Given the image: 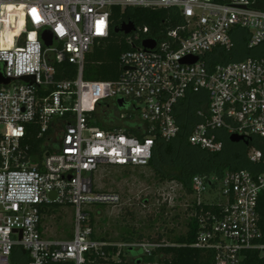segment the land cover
<instances>
[{"label": "built area", "instance_id": "built-area-1", "mask_svg": "<svg viewBox=\"0 0 264 264\" xmlns=\"http://www.w3.org/2000/svg\"><path fill=\"white\" fill-rule=\"evenodd\" d=\"M9 4L24 18L11 44L2 41ZM257 4L0 0V73L12 79L0 83V264H13L17 249L28 254L27 264H82L86 253L103 256L108 245L118 248L113 257L119 259L127 247L150 255L168 244L93 239L83 205L121 201L117 192L95 185L94 173L103 166H148L156 140L169 142L180 134L181 102L189 95L197 105L188 111V143L215 153L238 136L231 143L247 147L250 166L220 176H192L187 192L190 218L197 227L192 246L213 250L215 264H241L249 250L264 254V9ZM113 7L176 8L182 21L160 39L149 27L134 25L124 35L132 49L120 55L117 79L84 80L85 56L109 36ZM44 30L52 35L49 46L41 39ZM145 39L155 40L154 47H143ZM193 57L196 61H185ZM64 62L75 66L74 79L56 78L57 65ZM24 76L33 81L22 80ZM118 98L124 100V110L137 112L125 120L137 126L141 137L96 124H109L106 116L113 114L110 109ZM100 107L101 118L96 111ZM29 124L39 126L32 137ZM31 138L43 139L39 151ZM52 204L74 207L71 239L44 235L41 209Z\"/></svg>", "mask_w": 264, "mask_h": 264}, {"label": "trees", "instance_id": "trees-1", "mask_svg": "<svg viewBox=\"0 0 264 264\" xmlns=\"http://www.w3.org/2000/svg\"><path fill=\"white\" fill-rule=\"evenodd\" d=\"M258 7L264 9V0H258ZM112 25L110 34L107 38L101 40L99 44L94 45L92 50L85 56L83 67V79L88 81H113L117 79L122 71L120 55L126 50L132 49V46L126 42L123 34L116 33L115 28L124 22L131 21L134 25L150 29V34L163 38L168 29H173L181 24V17L176 8L169 9H145V8H125L123 11L119 7H113ZM76 68L70 63L64 62L57 65V79H74ZM194 99V98H192ZM184 99L181 104L187 105L179 122L181 125L180 134L169 142L156 140L152 157L148 165L156 167L165 162L173 167L174 172L168 175V179H177L182 182L187 192L190 191V181L194 175H204L215 173L222 175L225 170H235L240 168H250L246 157L247 147L242 143L227 142L223 151L210 152L188 143L187 136L190 131L191 119L188 111H193L197 104L195 99L186 102ZM185 101V102H184ZM188 112V113H187ZM93 115H97L96 112ZM96 124L107 129L123 128L125 133L141 137L137 126L129 121L106 124L102 120H97ZM37 124L26 126L28 136L32 137L37 132ZM33 149L40 150L43 139L29 140ZM157 172V170H156ZM56 206V204H55ZM264 220V203H263ZM190 210V208H189ZM41 212L44 210L41 209ZM196 224L190 219L188 231L185 235H180L174 241L155 248L150 255L144 254L142 249L127 247L126 253L131 256L128 258L119 253V259H113L118 248L114 245L103 247L104 255L86 253L85 261L82 264H215L214 251L211 249H202L192 246L196 238ZM93 234V233H92ZM94 239V237L91 235ZM140 237V236H139ZM99 240V239H96ZM101 241H105L100 239ZM154 241L153 239H151ZM124 242H132L130 237L123 238ZM159 241V240H157ZM108 242V241H107ZM136 256V257H135ZM28 254L22 249H17L13 253V264H27ZM47 264H75L72 261ZM241 264H264V254L258 251L249 250Z\"/></svg>", "mask_w": 264, "mask_h": 264}, {"label": "rangeland", "instance_id": "rangeland-1", "mask_svg": "<svg viewBox=\"0 0 264 264\" xmlns=\"http://www.w3.org/2000/svg\"><path fill=\"white\" fill-rule=\"evenodd\" d=\"M16 21L3 29V41H7V33L14 30L13 23ZM113 106V114L105 119L109 124L124 122L129 115L131 118L138 116L131 108L124 110L116 104ZM101 109H96L100 118L103 117ZM156 170L152 165L103 166L94 173L95 185L103 190L115 191L121 197V201L115 205H83V209L89 213L94 239L122 243L123 238L130 237L132 242H150L153 239L170 243L178 236L185 235L191 219V198L181 181L168 179L167 176L174 172L171 165L165 162L159 164ZM43 208L46 209L42 212L41 220L44 235L51 239H71L75 224L74 207L52 204ZM122 252L128 258L131 256L125 250Z\"/></svg>", "mask_w": 264, "mask_h": 264}, {"label": "water", "instance_id": "water-1", "mask_svg": "<svg viewBox=\"0 0 264 264\" xmlns=\"http://www.w3.org/2000/svg\"><path fill=\"white\" fill-rule=\"evenodd\" d=\"M134 29V24L131 21L128 22H124L122 24H120L118 27L115 28V32L116 33H122L124 35L129 34L132 30ZM41 39L44 43L45 46H49L52 42V35L48 30H44L41 34ZM155 40L153 39H145L142 41V46L145 48H152L155 45ZM197 57H193V58H189L186 59L185 61L187 62H194L196 61ZM22 80L25 81H33V77L32 76H24L21 77ZM12 79L9 77H4L3 75H1L0 73V83H4L7 84L11 81ZM116 104L118 107L123 108L125 106V102L122 98H118L116 101ZM240 140V137L238 136H231L230 137V141L231 142H238ZM50 198L54 199L55 198V193L51 192L50 193Z\"/></svg>", "mask_w": 264, "mask_h": 264}, {"label": "bare ground", "instance_id": "bare-ground-1", "mask_svg": "<svg viewBox=\"0 0 264 264\" xmlns=\"http://www.w3.org/2000/svg\"><path fill=\"white\" fill-rule=\"evenodd\" d=\"M9 14V15H8ZM6 18H7V23L10 24L11 22H13L15 19L17 20L16 23H13V28L14 30L12 32H8V39H7V43L11 44L12 39L14 36H17L21 31H22V25L24 23V18L22 15H18L16 13H14V11H12V7L9 4L6 10ZM7 24V26H8ZM3 31H2V41H3Z\"/></svg>", "mask_w": 264, "mask_h": 264}, {"label": "crops", "instance_id": "crops-1", "mask_svg": "<svg viewBox=\"0 0 264 264\" xmlns=\"http://www.w3.org/2000/svg\"><path fill=\"white\" fill-rule=\"evenodd\" d=\"M192 98H194V97H193V96H191V95H189V96L187 97V100H186V102H189V103H190V102H191V100H192V102H193V100H194V99H192ZM184 102H185V101H184ZM182 104H183V103H182ZM194 104H197V103H194V102H193V104H192V105H194ZM181 109H182V110H181L182 112L186 111V109H187V105L183 104V107H182ZM42 210H44V211H45L46 209H45V208H42ZM47 210H48V209H47Z\"/></svg>", "mask_w": 264, "mask_h": 264}, {"label": "flooded vegetation", "instance_id": "flooded-vegetation-1", "mask_svg": "<svg viewBox=\"0 0 264 264\" xmlns=\"http://www.w3.org/2000/svg\"><path fill=\"white\" fill-rule=\"evenodd\" d=\"M112 108L110 109L112 112H113V105L111 106ZM120 108V107H119ZM120 109H123V108H120Z\"/></svg>", "mask_w": 264, "mask_h": 264}]
</instances>
